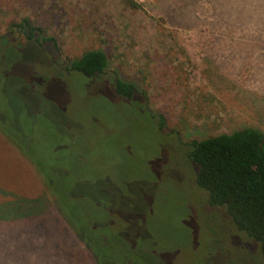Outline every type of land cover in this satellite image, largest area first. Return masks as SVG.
Segmentation results:
<instances>
[{
	"label": "rangeland",
	"instance_id": "1",
	"mask_svg": "<svg viewBox=\"0 0 264 264\" xmlns=\"http://www.w3.org/2000/svg\"><path fill=\"white\" fill-rule=\"evenodd\" d=\"M131 1L136 7L0 0V35L28 18L57 46L0 42V120L30 139L76 198L90 200L81 191L96 187L111 220L150 262L264 264L259 245L222 209L208 208L185 147L246 127L264 134V0ZM94 50L108 59L102 77L62 68ZM116 78L143 98L119 97ZM43 197V212L9 204ZM3 216L17 218L0 221V264H96L33 165L0 132Z\"/></svg>",
	"mask_w": 264,
	"mask_h": 264
},
{
	"label": "trees",
	"instance_id": "2",
	"mask_svg": "<svg viewBox=\"0 0 264 264\" xmlns=\"http://www.w3.org/2000/svg\"><path fill=\"white\" fill-rule=\"evenodd\" d=\"M120 1L123 5L136 7L131 0ZM234 22L237 25V21ZM7 39H11L14 44L20 39L23 44L39 47L50 44L57 49L54 38L45 36L44 30L33 25L28 18L10 23L6 33L0 35V42ZM16 45H21L20 41ZM65 65L70 73L77 72L86 78H100L108 66V59L104 52L94 50L66 62ZM114 91L119 97L128 100L135 95L143 98L133 83L118 78L115 79ZM158 117L159 126L162 128L165 120L160 114ZM12 127L14 126H10L8 122L0 120V132L33 165L43 187L54 199L69 231L85 246L96 264H154L139 252L141 242L131 238V234L120 223L111 220L105 210L106 203L101 200L98 192L95 193L96 187L81 191V194H89L90 200L76 198L72 183L59 180L55 173L56 166H47L48 160L44 165L41 156L30 148V139L16 133ZM185 147L187 159L198 167L195 184L206 192L208 208L222 209L237 233L256 242L264 263V134L257 128L246 127L230 134L192 140ZM18 201L38 204V212L46 210L47 200L44 197L17 199L9 204L19 203ZM14 218L17 217L3 216L0 221ZM126 234L128 238L125 237ZM69 238L71 245L70 235ZM153 248L151 246L146 251L153 252Z\"/></svg>",
	"mask_w": 264,
	"mask_h": 264
},
{
	"label": "flooded vegetation",
	"instance_id": "3",
	"mask_svg": "<svg viewBox=\"0 0 264 264\" xmlns=\"http://www.w3.org/2000/svg\"><path fill=\"white\" fill-rule=\"evenodd\" d=\"M65 66H66V65H64L62 68L64 69V71H65L66 73L70 74V71H67ZM102 76H103V75H102ZM125 237L128 238V234H126ZM134 239H135V238H134ZM139 252L143 254V251H142V250H139Z\"/></svg>",
	"mask_w": 264,
	"mask_h": 264
}]
</instances>
